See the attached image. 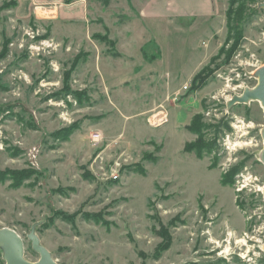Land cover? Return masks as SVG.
I'll use <instances>...</instances> for the list:
<instances>
[{
	"label": "rangeland",
	"instance_id": "374dc122",
	"mask_svg": "<svg viewBox=\"0 0 264 264\" xmlns=\"http://www.w3.org/2000/svg\"><path fill=\"white\" fill-rule=\"evenodd\" d=\"M14 1L0 0V229L23 258L39 260L33 234L57 264H264V112L230 102L264 67V0L160 25L144 0H87L61 25L16 20ZM199 138L215 146L196 157Z\"/></svg>",
	"mask_w": 264,
	"mask_h": 264
},
{
	"label": "crops",
	"instance_id": "0c3cea01",
	"mask_svg": "<svg viewBox=\"0 0 264 264\" xmlns=\"http://www.w3.org/2000/svg\"><path fill=\"white\" fill-rule=\"evenodd\" d=\"M131 1L134 4V0ZM135 1L139 3V0ZM15 2L14 18L23 23L30 19L42 24L81 22L88 12L87 0H15ZM138 5L139 18L147 25L166 24V21L171 22L177 18L210 19L217 17L219 13L218 0H144Z\"/></svg>",
	"mask_w": 264,
	"mask_h": 264
},
{
	"label": "water",
	"instance_id": "95a60500",
	"mask_svg": "<svg viewBox=\"0 0 264 264\" xmlns=\"http://www.w3.org/2000/svg\"><path fill=\"white\" fill-rule=\"evenodd\" d=\"M262 6H264V3ZM257 76L258 82L254 89L252 91L246 89L241 97H233L230 101L231 104L236 102L246 103L249 101V98H253L261 102L264 112V67L257 72ZM261 162L264 164V148ZM262 196L264 201V187ZM27 238L31 241L32 249L39 254V260L35 263H30L23 258V240L13 229L7 227L0 229V247H5L4 259L6 264H57L51 258L49 252L40 245L39 239L35 235L30 234Z\"/></svg>",
	"mask_w": 264,
	"mask_h": 264
},
{
	"label": "trees",
	"instance_id": "16d2710c",
	"mask_svg": "<svg viewBox=\"0 0 264 264\" xmlns=\"http://www.w3.org/2000/svg\"><path fill=\"white\" fill-rule=\"evenodd\" d=\"M15 5H16V2L14 1V6ZM232 8H233V3L230 2L229 7L227 9V14H229L231 12ZM237 14H238V18H239L241 15V11L237 12ZM227 19H228V15H227ZM195 121H196V119H195ZM192 122H194V120ZM195 132H198V131H195ZM199 140H200L199 145H196L193 149H187V151L192 152L196 157H201V156H203V154L211 153L213 151L214 146H215L214 140H212V141L207 140L206 142H204V140H202V138H199ZM222 180H223L224 184H227L230 182L229 177L225 174L222 176Z\"/></svg>",
	"mask_w": 264,
	"mask_h": 264
},
{
	"label": "built area",
	"instance_id": "2783aa9c",
	"mask_svg": "<svg viewBox=\"0 0 264 264\" xmlns=\"http://www.w3.org/2000/svg\"><path fill=\"white\" fill-rule=\"evenodd\" d=\"M229 237H231V234H228ZM248 236L245 234L242 239L236 240V243L244 244L245 246H248Z\"/></svg>",
	"mask_w": 264,
	"mask_h": 264
},
{
	"label": "bare ground",
	"instance_id": "6f19581e",
	"mask_svg": "<svg viewBox=\"0 0 264 264\" xmlns=\"http://www.w3.org/2000/svg\"><path fill=\"white\" fill-rule=\"evenodd\" d=\"M254 89V88H253ZM253 89H248V90H250V91H252ZM241 95L242 94H240V95H238V97H241ZM251 100H254L253 98H249V101H251ZM260 104H261V102L259 101V100H257ZM158 122V121H157ZM157 124V123H156ZM238 144V143H237Z\"/></svg>",
	"mask_w": 264,
	"mask_h": 264
}]
</instances>
